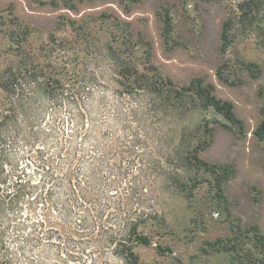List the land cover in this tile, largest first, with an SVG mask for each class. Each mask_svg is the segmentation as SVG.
I'll return each instance as SVG.
<instances>
[{
	"label": "rangeland",
	"instance_id": "rangeland-1",
	"mask_svg": "<svg viewBox=\"0 0 264 264\" xmlns=\"http://www.w3.org/2000/svg\"><path fill=\"white\" fill-rule=\"evenodd\" d=\"M237 3L0 0V115L12 69L23 85L18 112L80 127L87 157L96 150L106 171L108 161L129 171V208L151 215L139 227L149 244L135 246L141 264H264V20L243 24ZM17 149L14 160L33 172L34 151ZM99 239L71 247L72 262L122 264ZM40 248L19 264H61L57 249Z\"/></svg>",
	"mask_w": 264,
	"mask_h": 264
},
{
	"label": "trees",
	"instance_id": "trees-1",
	"mask_svg": "<svg viewBox=\"0 0 264 264\" xmlns=\"http://www.w3.org/2000/svg\"><path fill=\"white\" fill-rule=\"evenodd\" d=\"M237 2L243 24L250 26L257 18L264 20V0ZM61 10L59 15L66 12ZM123 13L128 15L124 9ZM227 19L228 15L223 33ZM216 74L219 77L218 71ZM18 79L19 73L10 69L2 82L11 101L10 108L0 115V264H19L23 257L31 259L35 246L39 251L40 246L57 249L61 264H74L72 258L76 254L71 247L80 248L79 244L85 240L97 241L99 237L98 241H104L106 250L122 264H141L135 246L149 244V238L139 227L151 215L133 216L129 204L136 198V186L125 181L129 171L111 161L106 171L96 150L87 157L83 143L87 136L80 127L66 131L57 125L56 119L47 126L41 115L18 112L21 104L18 92L23 89ZM28 82L44 90L49 86L35 74L29 76ZM73 93L66 94L71 107L77 104V92ZM54 99L55 104L66 101L64 94ZM221 106L231 120L243 121L237 117L232 101L224 100ZM80 116L83 114H74L72 122H79ZM260 129L257 124L255 136L260 134ZM20 143L35 153L33 172L20 168L14 160Z\"/></svg>",
	"mask_w": 264,
	"mask_h": 264
},
{
	"label": "flooded vegetation",
	"instance_id": "flooded-vegetation-1",
	"mask_svg": "<svg viewBox=\"0 0 264 264\" xmlns=\"http://www.w3.org/2000/svg\"><path fill=\"white\" fill-rule=\"evenodd\" d=\"M230 101H232V100H230ZM233 103H234V105H235V102L234 101H232ZM236 107V106H235ZM235 111H236V109H235ZM241 117V116H240ZM243 119V118H242ZM244 120V119H243ZM245 121V120H244ZM253 135H255L254 134V131H247V135H246V139L248 140L249 138L251 139L252 137H253ZM245 149H246V152H249V153H251V148H250V143L248 142V144L246 145V147H245Z\"/></svg>",
	"mask_w": 264,
	"mask_h": 264
},
{
	"label": "water",
	"instance_id": "water-1",
	"mask_svg": "<svg viewBox=\"0 0 264 264\" xmlns=\"http://www.w3.org/2000/svg\"><path fill=\"white\" fill-rule=\"evenodd\" d=\"M61 11H70V10H68V9H67V10H66V9H62ZM58 13H60V11H59ZM119 13H120L124 18H128V19H131V18H132V17L126 15L125 13H123L122 10H119ZM255 127H256V126H254L253 129H252L251 131H254Z\"/></svg>",
	"mask_w": 264,
	"mask_h": 264
}]
</instances>
